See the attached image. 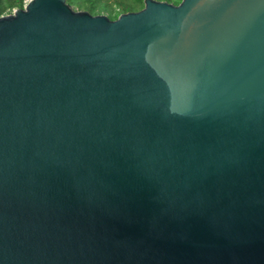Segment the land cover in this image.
<instances>
[{"label": "water", "instance_id": "1", "mask_svg": "<svg viewBox=\"0 0 264 264\" xmlns=\"http://www.w3.org/2000/svg\"><path fill=\"white\" fill-rule=\"evenodd\" d=\"M142 4L0 15V264H264V0Z\"/></svg>", "mask_w": 264, "mask_h": 264}, {"label": "trees", "instance_id": "2", "mask_svg": "<svg viewBox=\"0 0 264 264\" xmlns=\"http://www.w3.org/2000/svg\"><path fill=\"white\" fill-rule=\"evenodd\" d=\"M26 0H0V15L11 13L13 9L22 8ZM143 0H66L74 10L86 11L91 15L105 14L114 20L119 14L135 12L142 8ZM177 5L180 0H156Z\"/></svg>", "mask_w": 264, "mask_h": 264}, {"label": "rangeland", "instance_id": "3", "mask_svg": "<svg viewBox=\"0 0 264 264\" xmlns=\"http://www.w3.org/2000/svg\"><path fill=\"white\" fill-rule=\"evenodd\" d=\"M103 15H105V14H103ZM106 16V15H105Z\"/></svg>", "mask_w": 264, "mask_h": 264}]
</instances>
